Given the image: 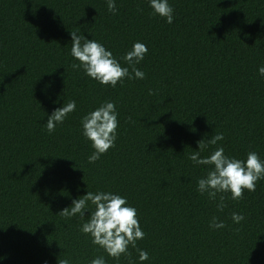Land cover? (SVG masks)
I'll return each mask as SVG.
<instances>
[{
  "label": "trees",
  "instance_id": "16d2710c",
  "mask_svg": "<svg viewBox=\"0 0 264 264\" xmlns=\"http://www.w3.org/2000/svg\"><path fill=\"white\" fill-rule=\"evenodd\" d=\"M114 3L115 14L107 0H0V264H264V179L243 199L211 200L197 187L213 166L189 159L197 141L223 133L201 158L223 147L264 161V0H168L172 23L150 0ZM71 32L130 74L123 57L145 44L135 65L144 79L112 87L74 69ZM73 100L49 133L48 117ZM105 102L118 114L115 147L89 163L95 149L81 121ZM88 191L136 208L145 236L130 256L110 257L81 231L90 201L83 218L59 215ZM233 213L245 219L234 223ZM213 217L225 226L210 227Z\"/></svg>",
  "mask_w": 264,
  "mask_h": 264
},
{
  "label": "clouds",
  "instance_id": "9594fccd",
  "mask_svg": "<svg viewBox=\"0 0 264 264\" xmlns=\"http://www.w3.org/2000/svg\"><path fill=\"white\" fill-rule=\"evenodd\" d=\"M108 10L115 14L116 6L114 0H107ZM150 6L156 14L167 19L168 23L173 22V8L168 4V0H150ZM72 37L71 55L79 61L73 64L74 69L83 68L85 74L102 85L115 87L124 78L144 79L145 73L135 67L148 52L145 44L136 42L131 51L127 52L123 59L132 66V73L127 67H121L120 63L101 43L76 32L70 33ZM259 73L264 76V67L259 68ZM134 74V75H133ZM150 94H152L150 92ZM76 102L70 101L53 111L46 122V130L52 133L56 130L57 124H62L68 114L75 111ZM116 107L113 102H105L100 107L85 115L81 121L83 135L92 142L95 151L88 157L89 163L99 160L100 156L115 147L117 139V119ZM224 139L223 133H216L207 143L204 140L197 141L199 151L190 154L189 159L195 164L211 165L212 169L204 178L198 180L197 190L207 193L209 199L215 200L218 194L231 193V199H243L244 190L253 192L256 190L257 181L264 179V161H261L256 152H249L246 161L231 158L224 154V148L218 147L208 157L201 158L200 152L204 151L208 145H215ZM219 210H223L225 196H219ZM95 205V210L91 212L88 222L84 223L81 231L89 234L92 243L103 248L106 253L116 260L121 255L130 256L128 247L136 248L137 240H142L145 236L137 218V210L127 206L126 198L111 192L93 193L88 191L86 195L74 199L72 206L64 208L59 212L64 218H71L79 215L83 218L88 208V203ZM245 217L238 213L232 214L234 223L239 224ZM223 222L217 223V218L213 217L210 227L223 228ZM139 260L145 261L149 258L144 250L137 249ZM58 264H71L70 259H58ZM91 264H106L103 257H97Z\"/></svg>",
  "mask_w": 264,
  "mask_h": 264
}]
</instances>
